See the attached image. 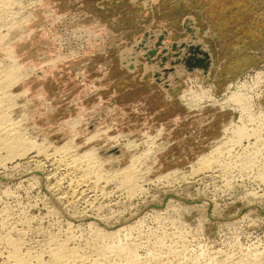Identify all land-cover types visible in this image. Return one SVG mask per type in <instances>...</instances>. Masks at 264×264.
<instances>
[{"label": "rangeland", "instance_id": "rangeland-1", "mask_svg": "<svg viewBox=\"0 0 264 264\" xmlns=\"http://www.w3.org/2000/svg\"><path fill=\"white\" fill-rule=\"evenodd\" d=\"M1 1L0 70L11 69L12 78L16 71L12 82L3 88L6 125L12 128L7 129L12 138L20 136L33 141L42 152L33 149L24 156L14 155L0 145V176L5 178L0 179V263L11 251L8 242L14 241L21 254H29L32 263L38 258L44 260L43 264H51L50 254L61 245L78 259L84 258V264L95 258L97 264H264V183L255 181L258 167L239 165L241 160L230 164L239 149L230 146L227 138L233 137V132L225 129L244 120L236 104L219 105L234 91L241 90L249 92L255 109L264 111V0H221L224 5L215 13L208 8L210 0H175L180 5L174 8L169 5L174 0H143L159 2L157 6L164 7L158 11L155 5L153 12L144 10L141 0H133L134 4L130 0H120L119 4H114L115 0ZM95 3L104 9L98 10ZM132 6L133 10L128 9ZM177 11L179 16H175ZM189 15L197 19L200 34L196 40L203 44L199 47L204 49L207 45L210 55L212 52L209 77L197 71H175V80L164 90L173 96V108L189 110L198 117L213 115L219 122L220 134L211 144L196 145L191 144V139L181 142L178 138L172 143L164 138L169 130L160 128V123L169 111H154L163 106V97L158 93L145 106L149 112L145 110L148 114L144 116L151 119L149 125L137 129L141 112L128 111L124 119V113L113 111V105L107 102L106 81L94 80L110 58L111 72L116 61L123 62L121 65L129 70L126 64H135L138 59L141 63L129 71L143 68L145 62L134 45L148 30L157 38L166 34L164 42L168 45L188 40L182 23ZM179 17L182 20L178 21ZM192 23L185 25L192 27ZM94 25L101 30L96 27L98 31L93 32ZM142 25L147 29L140 34L137 26ZM130 26L134 29L129 31L127 45L114 49L111 44L115 33L110 32ZM81 73L85 76L83 83L77 77ZM148 73L153 79L152 72ZM82 89L85 94L99 91L96 97H81L77 106L76 95ZM192 91L214 94L218 104L205 100L199 108H189L185 100ZM60 145L67 147H63L66 152H54ZM117 146L121 148L120 156H102ZM214 148L219 152L212 154L209 168L193 172L198 159ZM91 149L95 151V163L85 170L90 175L85 174L89 180L83 185L87 187H76L87 163L78 156ZM260 149L258 160L263 163L264 146ZM45 151L52 154L49 159H45ZM123 166H129L128 174H134L126 179L121 173ZM80 190L85 192L80 194ZM167 194L181 200H210L214 220L208 218L205 203L189 205L171 197L159 212L146 209L149 204H161ZM243 208L246 211L241 213ZM141 216V222L134 223ZM91 217L109 227H127L114 234L119 237L106 236L104 228ZM129 252L134 260L129 259Z\"/></svg>", "mask_w": 264, "mask_h": 264}, {"label": "bare ground", "instance_id": "bare-ground-1", "mask_svg": "<svg viewBox=\"0 0 264 264\" xmlns=\"http://www.w3.org/2000/svg\"><path fill=\"white\" fill-rule=\"evenodd\" d=\"M1 1V0H0ZM11 1V0H10ZM2 2V1H1ZM7 2V1H6ZM4 4H6V3H4ZM0 9H1V7H0ZM2 10V9H1ZM188 33H190L191 34V32L190 31H188ZM193 33V37H198V33H197V31H196V29L192 32ZM189 34V35H190ZM164 35H166V34H164ZM2 36V35H1ZM165 37V36H164ZM0 38H2V37H0ZM166 38V37H165ZM189 40H190V38H188ZM185 42H187V41H185ZM194 45H197V46H201V45H203L202 43H200L199 42V40L197 41L196 39H195V41H194V43H193ZM202 50H204V51H206L208 54H209V62H210V67H209V69L212 67V62H211V55H210V53H209V51H208V48L206 47V46H204V49H203V47H202ZM187 54V53H186ZM136 64L137 63H135L134 65L136 66ZM130 64H126V67H128ZM8 66V65H7ZM13 67V66H12ZM0 68H2V67H0ZM179 68H181V71L179 70H177V68H176V71H177V73L178 74H183V73H185V71H186V69H183V66H181L180 65V67ZM6 69V68H5ZM13 69V68H12ZM183 69V70H182ZM14 71H15V69H13ZM194 71H198V72H200V73H203L200 69H195ZM208 72H209V70H208ZM207 72V73H208ZM15 73H16V71H15ZM15 73L13 72V75L15 76ZM176 73V74H177ZM168 74H171L169 77H168ZM173 74H174V72H170V73H167V74H163V75H160V76H158L159 78V85H161V84H163V89H167L169 86H170V84H172L173 83V81H174V76H173ZM262 74H263V72H262ZM22 75V74H21ZM14 76H13V78H12V70L11 69H7V70H0V145H3V147H5L6 148V150H7V152L9 153V154H14V155H25L29 150H32L33 151V149H37L38 151H37V153L38 152H40V147H37L36 148V146H38V144L37 143H35V142H33V141H27V139H25V138H22V137H20V136H17V137H14V138H12L11 136V131H9V129H12V128H9L8 127V125H6V123L8 122V117H7V113L4 111V108L2 107L3 106V103H2V100L4 99L3 97H5L6 95H4L3 96V94L5 93V90H3V88H6V84H8L9 82L11 83L12 82V80L14 79ZM163 76V77H162ZM171 76H173V77H171ZM206 77H208V74H207V76ZM261 78H263V77H261ZM15 79H17V78H15ZM166 79H168V80H166ZM252 79V78H251ZM259 79H258V77H256L255 78V83H257L258 84V81ZM161 81V82H160ZM262 81V80H261ZM253 82V81H252ZM167 85H166V84ZM245 85V84H244ZM11 86V85H10ZM260 86V85H259ZM239 87V86H238ZM245 87V86H244ZM255 88V87H254ZM241 89H243V88H241ZM246 89V88H245ZM244 89V90H245ZM256 90V89H255ZM189 91V90H188ZM192 92H194V91H192ZM233 92V91H232ZM257 92V91H256ZM185 93V92H184ZM195 93V92H194ZM188 94L189 95V97L187 96V98H186V102L189 104V108H193V107H198L199 106V104L200 103H202V101L204 102V100H208V102L210 101H213V100H215V101H213L214 103H217L218 104V101L214 98V94H210V93H195V94ZM248 91H245V92H242L241 90H238V91H234L231 95H229L225 100H223L222 102H220L219 103V105H221V107L223 106V104H236L237 105V107H239V108H237V109H240V111H241V117H242V119L244 120V121H241L240 122V124H236V123H231V124H229L230 126L228 127V129H225V130H229L230 129V131L231 132H233V134H231V135H233V137L231 136L230 138L228 137L227 138V140H229V143H230V146H235L236 148H238L239 149V151L237 150V151H235L236 153H235V158L232 160V159H230L231 160V163L230 164H232L233 162H234V164H236V161H239V160H241V163H239V165H244V166H248V167H258L259 168V170H258V172H256L255 173V175H254V178H256V180L255 181H259V183H264V162L262 163V160H258V155H260L261 154V149H260V147L261 146H264V111H262V110H260V108L259 107H257L258 109H255L254 108V105H253V103H252V97L250 96V95H248ZM184 95H186V94H184ZM257 95V94H256ZM182 97V96H181ZM258 98V97H257ZM185 99V98H184ZM220 99V98H219ZM255 99V98H254ZM4 102V101H3ZM4 103H6V102H4ZM193 103H195V104H197V105H195V104H193ZM213 103V104H214ZM15 105V104H14ZM5 106V105H4ZM11 106V105H10ZM224 106H226V105H224ZM223 106V107H224ZM8 108V107H7ZM199 108V107H198ZM239 111V112H240ZM240 114V113H239ZM240 117V116H239ZM240 117V118H241ZM239 119V118H238ZM237 119V120H238ZM241 119V120H242ZM240 121V120H239ZM245 121H247V122H245ZM250 122V123H249ZM12 123V122H11ZM13 124H14V122H13ZM11 125V124H10ZM12 127V126H11ZM7 128H9V129H7ZM26 136V135H25ZM118 138V137H117ZM30 140V139H29ZM226 141V140H225ZM130 142V141H129ZM65 143V142H64ZM119 143V142H118ZM68 144V143H67ZM70 144V143H69ZM68 144V145H69ZM126 144V143H125ZM128 144V143H127ZM129 144H131V143H129ZM128 144V145H129ZM63 145V144H62ZM71 145H72V143H71ZM132 145V144H131ZM229 146V145H228ZM64 146H62L61 147V145L59 146V147H55L56 148V150H54V152L56 151V152H59V153H61L60 152V150L62 151V152H66V150L64 149V148H67V147H64ZM42 148V147H41ZM69 148V147H68ZM132 148V147H131ZM120 147H115V149H113L112 151H111V153H103L102 154V156H104V157H109L110 155H112V154H117L116 156L118 157V156H120L121 155V151H120ZM58 150V151H57ZM64 150V151H63ZM221 150H223V149H221ZM31 151V152H32ZM36 151V150H35ZM120 151V152H119ZM214 151H215V153H217V152H219V151H217L215 148L209 153V154H206V155H203V156H201L199 159H198V162L196 163V165L192 168V171L193 172H195V173H197V172H200V171H202V169L204 168V167H206L207 165H209V163H210V161H212V159H213V156H212V154L214 153ZM232 151V149L230 150H227V152H228V154H230V152ZM42 152V151H41ZM40 152V153H41ZM95 151H93L92 149L91 150H87V151H85V152H83L80 156H78V155H76V156H78L79 158V160L81 161H84V162H87V163H85V168L83 169V170H81L82 171V174H81V178L78 180V181H81V182H77L76 183V187H78V185H80V186H86V185H83L85 182H87L86 181V179H88L89 177H87V176H90L89 174H88V172L89 171H85V170H88L89 169V167L90 166H92V165H90V163H95L94 162V158H95V153H94ZM119 152V153H118ZM29 153V152H28ZM222 153V152H221ZM44 154H46L45 155V159H49L48 157L50 156V155H52V154H47L46 153V151L44 152ZM149 154V153H148ZM263 154V153H262ZM23 155V156H24ZM113 155V156H114ZM232 155V154H231ZM71 156V155H70ZM115 156V157H116ZM141 156V155H140ZM139 156V157H140ZM147 156V155H146ZM228 156V155H227ZM51 157V156H50ZM80 157H82V158H80ZM142 157V156H141ZM230 157V156H229ZM66 158V157H65ZM212 158V159H211ZM60 159V158H59ZM75 159V158H74ZM74 159H73V161H74ZM136 159V158H135ZM142 159V158H141ZM211 159V160H210ZM219 159V158H218ZM229 159V158H228ZM243 159H245V160H243ZM262 159H264V158H262ZM131 160H132V158H131ZM137 160V159H136ZM71 161V160H70ZM76 161H78L77 159H76ZM81 161V162H82ZM140 161V160H139ZM225 161V160H224ZM229 161V160H228ZM75 162V161H74ZM42 163V162H41ZM73 163V162H72ZM132 163H133V161H132ZM135 163V162H134ZM133 163V164H134ZM139 163H141V162H139ZM224 163V162H223ZM227 163V162H226ZM74 164V163H73ZM129 164H130V162H129ZM128 164V165H129ZM132 164V165H133ZM70 165V164H69ZM89 165V166H88ZM136 164H134V166H135ZM224 165V164H223ZM228 165V164H227ZM97 166V165H96ZM88 167V168H87ZM94 167V166H93ZM101 167V166H100ZM99 167V168H100ZM136 167H139V165L138 166H136ZM208 167V166H207ZM206 167V168H207ZM226 167V166H225ZM231 167V166H230ZM80 168V167H79ZM209 168V167H208ZM207 168V169H208ZM224 168V167H223ZM55 169V168H54ZM101 169H102V167H101ZM120 169V168H119ZM119 169H115L116 171H118ZM93 170H95V169H93ZM100 170V169H99ZM99 170H97V171H99ZM115 170H114V172H115ZM122 170H124L123 172H121V171H119V172H121L122 173V175H126V179H127V177H131V175H133L134 174V172L132 171V170H134V169H132L131 171L132 172H130V174H128L129 173V171H130V168H129V166H123V169ZM91 171V170H90ZM96 171V170H95ZM94 171V172H95ZM204 171V170H203ZM94 172H92V174L94 175H97L96 174V172L94 173ZM124 173V174H123ZM225 173V172H224ZM40 174V173H39ZM85 174H88L87 176L85 175ZM106 174H107V172H106ZM114 174V173H113ZM168 174V173H167ZM166 174V175H167ZM190 174V173H189ZM95 175H94V177H95ZM107 175H109V174H107ZM184 175H186V174H184ZM101 176V175H100ZM99 176V177H100ZM115 176V175H114ZM118 176V175H117ZM123 176V177H124ZM136 176H138V175H136ZM98 177V178H99ZM106 177H108V176H106ZM116 177V176H115ZM120 178H122L121 176H119ZM119 177H117V178H119ZM184 177V176H183ZM111 178V177H110ZM119 178V179H120ZM74 179V178H73ZM97 179V178H96ZM119 179H116L117 181H119ZM125 179V178H124ZM89 180V179H88ZM98 180H100V179H98ZM113 181H115L114 180V178L112 179ZM128 180H131V178L130 179H128ZM135 180V179H134ZM61 181H62V179H61ZM60 181V182H61ZM97 181V180H96ZM116 181V182H117ZM121 181V180H120ZM125 181H127V180H125ZM75 182V181H74ZM91 182V181H90ZM107 182V181H106ZM115 182V183H116ZM132 182V181H131ZM114 183V182H113ZM122 183H124V182H122ZM127 183H129V182H127ZM229 183V182H228ZM73 184V183H72ZM119 184H120V182H119ZM126 184V183H125ZM130 184V183H129ZM96 185V184H95ZM123 185V184H122ZM231 185V184H230ZM259 185V184H258ZM47 186V185H46ZM93 186V185H92ZM117 186H118V184H117ZM117 186H115V187H117ZM48 187V186H47ZM87 187V186H86ZM118 187H120V186H118ZM131 187V186H130ZM81 188V187H80ZM50 189V188H49ZM75 189V188H74ZM102 189V188H101ZM76 190H77V188H76ZM75 190V191H76ZM101 191V190H100ZM80 194H83L84 192H85V190H80ZM251 194L252 195H254V196H257V192L256 191H252L251 192ZM175 196V195H174ZM170 198V197H169ZM178 198V197H177ZM175 199V198H174ZM168 200V199H167ZM167 200H166V203H165V206L163 207V208H161V209H154L155 211H161V210H163L165 207H166V205H167ZM176 200H179V201H182L183 202V200H181L180 198H178V199H176ZM169 201V200H168ZM189 201V200H188ZM201 201V202H200ZM191 202H193V204L194 203H205L206 205L209 203V204H211L212 205V203H211V201L210 200H208V199H202V200H198V201H191ZM98 205V204H97ZM212 208H213V206H212ZM212 208H211V212H210V216H211V214H212ZM262 208V207H261ZM245 211H246V208H245ZM244 211V212H245ZM244 212H241V213H244ZM91 218H94V219H96V220H98V221H100V222H102V220H100V219H98V218H96V217H91ZM141 218H142V216L140 217V218H136L137 220L136 221H134V223H138L140 220H141ZM212 218V217H211ZM214 219V218H213ZM70 221V220H69ZM141 222V221H140ZM92 223V222H91ZM103 223V222H102ZM71 224V223H70ZM91 225V224H90ZM120 225V224H119ZM130 226V225H129ZM125 227H127V226H122V227H116L115 229H110V230H107V229H102L101 227V229L102 230H104L105 231V233L106 234H108V235H106V236H113L114 234H119ZM129 228V227H128ZM100 230V229H99ZM129 230H130V228H129ZM100 232H102V231H100ZM126 232V231H125ZM102 233H104V232H102ZM9 234V233H8ZM111 234V235H110ZM6 235V234H5ZM102 235H104V234H102ZM114 236H118V235H114ZM113 236V237H114ZM103 237V236H102ZM119 237V236H118ZM11 239V238H10ZM12 240V239H11ZM9 241V240H8ZM15 242H17V241H15ZM113 242V241H112ZM9 243V245L11 246V249H9V250H11V251H9V253H8V255H7V257H6V259H5V261H4V263H2V264H43L44 263V260H43V262H42V260L41 259H38L37 258V261L35 262V263H32V262H30L31 260H29V254H27V252H26V254L28 255H23V254H21L22 252H19V250H20V248L19 247H17L18 246V244L17 243H14V241H9L8 242ZM54 243V242H53ZM118 243V242H117ZM17 244V245H16ZM94 245V244H93ZM102 245V244H101ZM119 245V244H118ZM63 246V245H62ZM108 246V245H107ZM106 246V247H107ZM120 246V245H119ZM119 246H116L115 248H117V249H120V248H118ZM58 247H60V248H56V250L52 253V254H50V256L52 255V263L51 264H84L83 263V261H84V258L82 259V258H79L78 259V257H76L75 255H73L72 254V252L71 253H69V252H67L66 250L67 249H65V248H61V245H59ZM121 247V246H120ZM123 248H125L126 246L125 245H123L122 246ZM19 250H18V249ZM122 248V249H123ZM131 248V247H130ZM101 249V248H100ZM110 249H113L112 248V246H111V248ZM121 249V250H122ZM129 249V248H128ZM127 249V250H128ZM135 249V248H134ZM109 250V249H108ZM125 250V249H124ZM123 250V251H124ZM127 250H126V252H127ZM69 251V250H68ZM71 251V250H70ZM104 251V250H103ZM123 251H119V252H123ZM130 251H131V249H130ZM135 251V250H134ZM25 252V251H24ZM30 252V251H29ZM115 252H117V251H115ZM50 253V252H49ZM78 253V252H77ZM77 253H75V254H77ZM96 253H97V251H96ZM100 253V252H99ZM132 252H129L128 253V257H129V259H132V260H134L133 258L135 257H133V253L131 254ZM25 254V253H24ZM84 254V253H83ZM103 254H105V253H103ZM120 253H118V255H119ZM129 254H131V255H129ZM6 255V254H5ZM102 255V254H101ZM127 255V254H126ZM31 256V255H30ZM104 256V255H103ZM102 256V257H103ZM109 256V255H108ZM111 256V255H110ZM125 256V255H124ZM35 257H37V256H35ZM34 257V258H35ZM80 257V256H79ZM87 257V256H86ZM114 257V256H113ZM116 257V256H115ZM118 257V256H117ZM127 257V258H128ZM156 257V256H155ZM31 258H33L32 256H31ZM40 258V257H39ZM51 258V257H50ZM112 258V257H111ZM105 259V258H104ZM129 259H127V260H129ZM39 260H41V261H39ZM86 260V259H85ZM158 260V259H157ZM94 261V263H92ZM91 263L89 262V264H97V261L98 260H96V258H95V260H93ZM96 261V262H95ZM101 261V260H100ZM108 261V260H107ZM162 261V260H161ZM99 262V261H98ZM258 262V261H257ZM46 263V262H45ZM88 263V262H87ZM121 263H123V262H121ZM129 264H130V262H128ZM154 264H162L163 262H153ZM1 264V263H0ZM49 264V263H48ZM86 264V263H85ZM99 264V263H98ZM151 264V263H150Z\"/></svg>", "mask_w": 264, "mask_h": 264}, {"label": "crops", "instance_id": "crops-1", "mask_svg": "<svg viewBox=\"0 0 264 264\" xmlns=\"http://www.w3.org/2000/svg\"><path fill=\"white\" fill-rule=\"evenodd\" d=\"M106 1H110V0H106ZM119 1L120 0H115L114 4H119L120 3ZM127 1L128 0H126V2ZM250 1H253V0H245V2H250ZM221 2H223V1H221V0H210L209 1L210 6L208 8L211 9L210 11L215 13L216 10L220 9L219 8L220 6L222 7L224 5ZM130 3L134 4V1L130 0ZM147 3H149V2L148 1L144 2L143 0H141L142 8L144 10L150 9L149 11L153 12L155 5H156L158 11H160L161 9L164 10V7H161V6L158 7L157 6L159 4V2H157L156 4H153L152 2L149 4H147ZM95 5H96V8L98 10L104 9V6L99 5V3H95ZM143 5H146V7ZM169 5L174 8L175 6L178 7V5H180V4L176 3L174 0V1H171ZM128 9L133 10L134 7L133 6L128 7ZM131 10H129V11H131ZM141 12H142V9H141ZM177 13H179V12L177 11L175 13V16L180 15ZM179 19H181V17L178 18V21H179ZM178 21H173V22L178 24ZM188 21L193 22L191 24V26H194L196 28L197 33L200 34V29L198 27L196 17L194 15H189V16L185 17L183 20L182 26H185V24ZM96 27L98 28V30L100 29L99 26L94 25V28L91 27L93 32L98 31L96 29ZM137 27H139V28L137 29L136 32L139 31V32H141L140 34H143L144 31L147 29V27L143 26V25L137 26ZM133 29H134V27L130 26L128 29L126 28V30L123 27V28H118V29L116 28V29H114V31H111L110 33H112V32L115 33V36H114L115 41L112 42L111 46L114 49H118V50H120L124 46H126L127 45L126 40H127V36L129 34V31H131ZM164 31H166V30H163L162 32H164ZM117 32H119V33L117 34ZM119 34H125V35L119 36ZM140 36L137 37L136 39L140 38ZM207 48H209V47L207 46ZM211 56H212V52H211ZM122 58H123V56H122ZM212 61H214L213 56H212ZM121 64H120V62L118 63V61H116V64H114V65H116L115 70H114V72H111V69H113V60L111 58L108 59L107 61H105L104 67L102 69H100V76L98 78H96V77L94 78L95 81H97V80L102 81V82L106 81L105 82L106 84L104 87L108 88L107 93H106L107 102L109 104L113 105V107H112L113 111L118 112V113L123 112L124 114L122 116L124 117V119H125L126 113L128 111L132 114L134 112L139 113V111H140L141 112V118L136 122V128L137 129H143V128H145V126L149 125V122L151 120L150 117L144 116V115L148 114L147 112H149L148 107H145V106H147L149 104V102L151 100H153L152 98H154L156 95L159 94V96L161 98L163 97L162 98L163 106H158L157 107L158 111H156L157 109H155L154 111L156 113H161V112L165 113V111H169L167 116L162 119L164 121L162 123H160L161 124L160 128H162L164 131L169 130V131H167V134L164 133L165 134L164 138H166L168 140H172V143L175 142L176 138H178L181 142H188V141H184V140L191 139L193 142L191 144H196V145L211 144L218 138V135L220 134V133H218L220 126L218 124L219 122L215 121L214 117H212L213 116L212 113H211L212 116L208 115V116L204 117V116L200 115L198 117L194 114H191V111H189V110H187V111L185 110V111L181 112L180 107L179 108H173V106H174L173 99H172L173 96L170 97L167 94V92L163 89V87H161L159 84L155 83V81L153 79H151V77L148 75L149 73H146V71H144L142 67H140V69L137 70L136 72H132V71L130 72L129 70H126V68H124ZM109 67H111V68H109ZM77 77L82 82L85 76L83 73H81L80 75L78 74ZM84 91L85 90H83V89L79 90L77 95H76V105L77 106L79 104V99L81 97H85L86 95H92L93 97H96L97 92L99 90L98 91L95 89L90 90V91H88L89 93H87V94H85L86 92H84ZM102 99H103V97H102ZM166 109H168V110H166ZM203 112L205 113L206 110H204ZM94 113H95V110H94ZM97 113L98 112L96 109V114ZM95 116H97V115H95ZM118 119L119 118H117V117L115 118L116 123L118 122Z\"/></svg>", "mask_w": 264, "mask_h": 264}, {"label": "water", "instance_id": "water-1", "mask_svg": "<svg viewBox=\"0 0 264 264\" xmlns=\"http://www.w3.org/2000/svg\"><path fill=\"white\" fill-rule=\"evenodd\" d=\"M189 23V21L187 22ZM185 32L188 34V37L190 40H180V41H174L170 45H168L166 42H164V34H160L158 38L156 35H151V33L146 31L142 38L136 42L134 45L135 48L140 50V57L143 59L144 67L143 70L148 73L149 71L152 72L153 80L155 82L159 83V77L160 75L167 74L170 72H175L176 68L177 70L181 71V69H178V67L183 66V69H186L185 72L192 74L195 69H200L205 77L207 76V72L210 67V62H209V54L202 50L199 46L194 45V41L196 37H193V31L196 29L194 26L188 27V26H183ZM188 31L191 32L188 33ZM190 34V35H189ZM125 55V51L123 52ZM187 53V54H186ZM170 54V57L168 55ZM121 56V58H122ZM125 63V62H124ZM138 65L141 63L138 59L136 62ZM136 64V66H137ZM166 64H169V67H166ZM152 65L151 70L149 69V66ZM156 65V66H155ZM136 66L134 65V62L128 66L129 70L136 69ZM182 69V70H183ZM197 73H200L197 71ZM201 74V73H200ZM163 77V76H162ZM209 77V76H208ZM207 77V78H208ZM175 80V78H174ZM161 82V81H160ZM164 84V83H163ZM163 84L160 86L163 87ZM166 84V83H165ZM167 85V84H166ZM0 179L5 180L4 177L0 176ZM171 197L178 199L176 196L173 194H167L164 196L162 199L161 204H149L146 209H161L165 206L166 200ZM185 204H193V202L188 201V200H183ZM201 202V201H200ZM254 208H258L253 206ZM212 205L207 204V209H206V214L208 218L213 221L214 219L211 218L210 212H211ZM245 208L241 209V212H244ZM99 226L110 230V229H115L117 225L109 227L104 225L102 222L93 219Z\"/></svg>", "mask_w": 264, "mask_h": 264}, {"label": "flooded vegetation", "instance_id": "flooded-vegetation-1", "mask_svg": "<svg viewBox=\"0 0 264 264\" xmlns=\"http://www.w3.org/2000/svg\"><path fill=\"white\" fill-rule=\"evenodd\" d=\"M205 101V100H204Z\"/></svg>", "mask_w": 264, "mask_h": 264}]
</instances>
